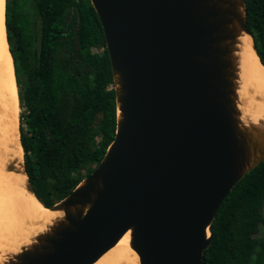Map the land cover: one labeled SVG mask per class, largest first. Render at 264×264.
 <instances>
[{
	"label": "water",
	"instance_id": "water-1",
	"mask_svg": "<svg viewBox=\"0 0 264 264\" xmlns=\"http://www.w3.org/2000/svg\"><path fill=\"white\" fill-rule=\"evenodd\" d=\"M89 1L111 64L115 136L47 208L62 216L4 264H94L127 232L139 264H203L222 201L264 162V122L244 125L238 108L245 0Z\"/></svg>",
	"mask_w": 264,
	"mask_h": 264
},
{
	"label": "trees",
	"instance_id": "trees-1",
	"mask_svg": "<svg viewBox=\"0 0 264 264\" xmlns=\"http://www.w3.org/2000/svg\"><path fill=\"white\" fill-rule=\"evenodd\" d=\"M28 182L51 208L90 175L116 131L111 64L89 0H5ZM248 31L264 65V0H245ZM96 49L98 52H94ZM264 162L222 201L203 264H264Z\"/></svg>",
	"mask_w": 264,
	"mask_h": 264
},
{
	"label": "bare ground",
	"instance_id": "bare-ground-1",
	"mask_svg": "<svg viewBox=\"0 0 264 264\" xmlns=\"http://www.w3.org/2000/svg\"><path fill=\"white\" fill-rule=\"evenodd\" d=\"M5 0H0V264L19 254L45 232L61 212L45 208L27 190L19 138V99L5 28ZM238 108L244 125L264 122V65L252 39L239 38ZM12 168V169H11ZM127 232L94 264H139Z\"/></svg>",
	"mask_w": 264,
	"mask_h": 264
},
{
	"label": "rangeland",
	"instance_id": "rangeland-1",
	"mask_svg": "<svg viewBox=\"0 0 264 264\" xmlns=\"http://www.w3.org/2000/svg\"><path fill=\"white\" fill-rule=\"evenodd\" d=\"M94 52H98L96 49H93ZM262 216L264 218V203L261 209ZM255 238H261L264 237V223L259 225L258 232L256 235H254ZM251 264H257V251L254 253L252 257V262Z\"/></svg>",
	"mask_w": 264,
	"mask_h": 264
}]
</instances>
